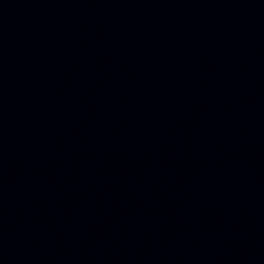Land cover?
I'll list each match as a JSON object with an SVG mask.
<instances>
[{"label":"water","instance_id":"95a60500","mask_svg":"<svg viewBox=\"0 0 264 264\" xmlns=\"http://www.w3.org/2000/svg\"><path fill=\"white\" fill-rule=\"evenodd\" d=\"M0 264H264V0H0Z\"/></svg>","mask_w":264,"mask_h":264}]
</instances>
